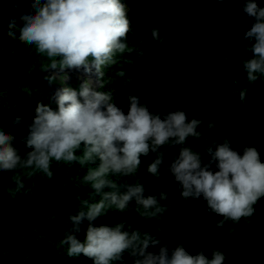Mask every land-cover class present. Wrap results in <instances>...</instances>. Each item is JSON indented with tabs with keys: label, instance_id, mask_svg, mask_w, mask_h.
Segmentation results:
<instances>
[{
	"label": "trees",
	"instance_id": "1",
	"mask_svg": "<svg viewBox=\"0 0 264 264\" xmlns=\"http://www.w3.org/2000/svg\"><path fill=\"white\" fill-rule=\"evenodd\" d=\"M45 2L0 0V127L13 137L10 143L22 159L32 150L27 138L36 108L43 105L58 111V103L42 84L48 78L46 69L60 58H49L37 45L19 39L24 18L35 16ZM121 2L127 5L131 25L122 41L127 47L101 67L94 92L108 93L110 102L125 114L128 96L135 95L162 119L180 109L188 113L189 120H202L197 128L202 135L189 137L184 146L202 154L205 163L211 159L207 148L211 146L214 152L225 139L241 156L246 146L256 147L264 163V75L257 73V80L249 82L244 68L243 62L253 54L251 42L243 37L254 22L243 12L244 0H225L223 4L217 0ZM258 7L264 8V0H258ZM152 29L159 30L158 39H153ZM82 86L79 80L75 82L77 92ZM209 124L215 127L210 129ZM170 145L171 141L159 149L165 155L157 174L147 170L156 158L150 152L140 157L141 164L133 174H108L105 178L117 188L103 190L123 194L129 186L142 185L144 196H155L157 206L166 210L151 216L148 214L155 207L146 210L135 198L122 210L105 201L102 216L92 225L123 224L122 231L129 234L139 230L141 238L145 233L154 235L168 245L169 255L179 245L190 255L203 251L211 259L215 248L225 254L224 264H264V196L253 205L254 214L238 222L212 212L203 197L185 200L168 171L180 146ZM83 149L81 144L76 151L80 158ZM100 163L98 157L84 165L53 159L51 177L34 167L0 173V264H94L83 254L70 256L69 246L61 241L66 233L85 241L89 221L84 219L75 232L70 217L88 210L84 200L91 204L103 199V193L93 189L94 181L84 180ZM213 170L218 169L213 166ZM14 176L24 184L18 191ZM161 193L167 198L161 199ZM221 220L225 223L217 227ZM158 248L150 246L148 251ZM135 259L129 249L110 264H135Z\"/></svg>",
	"mask_w": 264,
	"mask_h": 264
},
{
	"label": "clouds",
	"instance_id": "2",
	"mask_svg": "<svg viewBox=\"0 0 264 264\" xmlns=\"http://www.w3.org/2000/svg\"><path fill=\"white\" fill-rule=\"evenodd\" d=\"M40 2L34 0V3ZM217 3L223 4L225 0H217ZM243 12L254 18L243 37L251 42L253 55L243 64L248 81L255 82L257 73L264 75V8L258 7V0H244ZM24 19L26 23L20 30L19 39L37 45L38 51L49 58H60L53 60L48 69L59 68L61 71L81 67L90 71L89 58L91 67L99 71L116 51H124L127 45L122 41L131 30L127 5L121 0H46L35 16ZM9 27L11 29L12 25ZM9 35L13 33L9 31ZM151 35L154 40L158 39L159 30L152 29ZM245 95L246 90L241 91V101ZM110 101L108 93L93 92L85 82L79 94L64 89L58 95V111L38 106L27 138V146L32 150L23 159L10 143L13 137L6 135L0 127V173L17 167H34L51 177L53 159L57 162L79 161L84 165L98 157L99 167L90 170L84 180L94 181L92 187L96 194L103 193V199L91 204L84 200L82 204H88V210L70 217L75 232L80 231L84 219L89 221L85 241L68 233L61 241L69 246L70 256L83 254L93 259L94 264H110L130 249L131 255L136 257L135 264H224L225 254L215 248L211 259L203 251L190 255L179 245L169 255L168 245L154 235L145 233L141 238L139 230L131 234L122 231L123 224L95 227L91 222L102 216L105 201L122 210L135 198L136 204L146 210L155 207V212L148 214L151 216L166 210L157 206L155 196H144L142 185L129 186L123 194L103 190L117 188L115 182L105 178L108 174H133L141 164L140 157L150 152L156 158L147 170L157 174L165 155L159 149L170 141V146H180L168 171L178 184L182 198L203 197L208 209L225 220L238 222L242 217H251L253 205L264 196V163L260 162L258 149L246 146L241 156L225 139L214 152L211 146L207 148L211 159L205 163L202 154L184 146L189 137L199 139L202 135L197 131L202 120H189L188 113L180 109L169 112L162 119L159 113L153 114L141 104L135 95L128 96L127 114ZM208 127L211 129L215 125ZM81 144L84 145L82 158L76 155ZM213 166L218 170L214 171ZM13 180L17 191L24 187L19 176H14ZM160 198L166 199V193H161ZM225 220L219 221L217 227H222ZM150 246H159L158 251H148Z\"/></svg>",
	"mask_w": 264,
	"mask_h": 264
},
{
	"label": "rangeland",
	"instance_id": "3",
	"mask_svg": "<svg viewBox=\"0 0 264 264\" xmlns=\"http://www.w3.org/2000/svg\"><path fill=\"white\" fill-rule=\"evenodd\" d=\"M45 74L48 76V78H45L42 84V88L52 97H54L56 102L58 95L64 89L76 91L75 82L77 80H79L82 83V85H84V83L87 82L93 92L98 85L95 79V75L98 74V71L95 67L90 68V71H85V69H81V70L64 69L63 71H61L59 68H57L55 70H49ZM52 78H55L56 80L55 81L51 80ZM77 93L79 94V92ZM80 99L82 101V98Z\"/></svg>",
	"mask_w": 264,
	"mask_h": 264
},
{
	"label": "water",
	"instance_id": "4",
	"mask_svg": "<svg viewBox=\"0 0 264 264\" xmlns=\"http://www.w3.org/2000/svg\"><path fill=\"white\" fill-rule=\"evenodd\" d=\"M89 67L90 68H93V67H91V62L89 63ZM81 69H84L83 67H81V68H79V69H71V70H81ZM49 70H53V69H47L46 70V72L47 71H49ZM100 73V70L98 71V74ZM98 74L97 75H95V79H96V82H97V87L99 86V77H98ZM53 99H54V97H53ZM55 100V99H54Z\"/></svg>",
	"mask_w": 264,
	"mask_h": 264
}]
</instances>
